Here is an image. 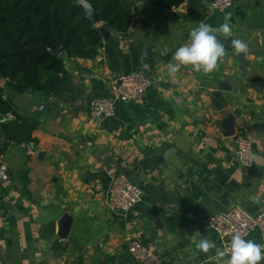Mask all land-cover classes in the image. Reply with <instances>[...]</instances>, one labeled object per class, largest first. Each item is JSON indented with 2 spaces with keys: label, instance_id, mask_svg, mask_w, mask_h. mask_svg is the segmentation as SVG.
Masks as SVG:
<instances>
[{
  "label": "crops",
  "instance_id": "obj_1",
  "mask_svg": "<svg viewBox=\"0 0 264 264\" xmlns=\"http://www.w3.org/2000/svg\"><path fill=\"white\" fill-rule=\"evenodd\" d=\"M211 1L184 0L173 9L136 2L129 30H109L97 57L65 58L71 79L64 90H7L17 110L39 124L35 142L18 144L3 136L0 121L8 175L0 179L4 264H140L129 238L153 248L157 264H223L215 250L195 247L205 236L222 250L208 218L235 205L252 214L264 209V0H235L226 11ZM225 13L232 35L219 37L227 55L218 70L205 75L188 66L170 76L167 64L190 31L201 21L219 26ZM231 39L244 41L248 54H235ZM140 71L162 79L142 102L118 101L114 115L90 121L92 97L108 94L114 77ZM230 117L234 133L242 130L253 142L250 168L227 134ZM110 165L144 191L128 211L108 205ZM66 215L72 225L61 238ZM250 238L264 240V231Z\"/></svg>",
  "mask_w": 264,
  "mask_h": 264
},
{
  "label": "trees",
  "instance_id": "obj_2",
  "mask_svg": "<svg viewBox=\"0 0 264 264\" xmlns=\"http://www.w3.org/2000/svg\"><path fill=\"white\" fill-rule=\"evenodd\" d=\"M82 1L0 0V115L5 118L1 131L7 140L35 142L33 131L39 124L37 118L17 110L7 96L8 89L19 93L29 87L43 93L64 90L71 79L65 58L97 57L103 45L101 27L126 32L138 11L136 0H86L101 12L98 25L87 17ZM152 1L160 8L173 9L184 0ZM59 48L61 54L52 52Z\"/></svg>",
  "mask_w": 264,
  "mask_h": 264
},
{
  "label": "built area",
  "instance_id": "obj_3",
  "mask_svg": "<svg viewBox=\"0 0 264 264\" xmlns=\"http://www.w3.org/2000/svg\"><path fill=\"white\" fill-rule=\"evenodd\" d=\"M235 0H212V8L226 11L234 6ZM160 74H146L144 72H129L114 77L110 83L109 93L93 96L90 101L89 118L96 120L103 116H112L116 113V103H140L145 99L147 91L154 82L160 81ZM13 117L12 114L8 115ZM236 154L240 163L250 168L255 164V153L251 138L242 130H236L234 135ZM29 153H33L28 148ZM109 176L107 191L108 205L115 212L128 211L143 199L144 191L139 185L130 182V177L115 166H106ZM6 167L0 157V179H7ZM208 224L219 235L222 250L230 245L231 236L240 232L245 239L255 230L264 231V209L252 214L240 205L214 213L208 218ZM254 240V239H251ZM256 243L264 245L263 239H255ZM128 247L132 255L140 264H157L159 257L155 250L143 243L140 239L129 238ZM264 252V249H262ZM0 264H4L0 256Z\"/></svg>",
  "mask_w": 264,
  "mask_h": 264
},
{
  "label": "clouds",
  "instance_id": "obj_4",
  "mask_svg": "<svg viewBox=\"0 0 264 264\" xmlns=\"http://www.w3.org/2000/svg\"><path fill=\"white\" fill-rule=\"evenodd\" d=\"M232 35L231 13H225L223 23L217 27L201 21L197 27L189 33L188 42L176 49L172 61L167 64L170 76L175 75L181 67L190 66L197 73L210 74L219 68V61L227 55L225 44L220 38ZM231 48L235 54L247 55L248 45L240 39H231ZM146 54V53H145ZM145 68L148 65H144ZM250 199L259 204L260 197L251 196ZM195 247L205 253L215 250V256L223 264H260L264 260V245L254 240L245 239L240 232L231 236L228 248L221 250L217 248L215 241L201 236L195 241ZM228 257L226 260L225 257Z\"/></svg>",
  "mask_w": 264,
  "mask_h": 264
},
{
  "label": "water",
  "instance_id": "obj_5",
  "mask_svg": "<svg viewBox=\"0 0 264 264\" xmlns=\"http://www.w3.org/2000/svg\"><path fill=\"white\" fill-rule=\"evenodd\" d=\"M143 0H136V2H141ZM84 7H85V10H86V13H87V17L89 18V20H91L92 22L94 23H100L101 20H102V16H101V12L96 10L93 5L84 0L82 1ZM101 32L104 36V38H109L110 36V31L109 29L103 27L101 28ZM62 48H59L57 50H52V52L54 54H61L62 53ZM3 79V75L2 73L0 72V81ZM33 88V87H32ZM232 117L229 118V121H228V130H227V134L231 135V134H234V128H233V124H232ZM3 120V116L0 115V121ZM32 148L34 150H37V146L36 145H32ZM130 182L133 183V184H138V180L137 178H134V177H130ZM71 225H72V217L70 215H66L65 218H64V226L62 227L61 229V232H60V236L61 238H67L68 237V233L70 231V228H71ZM175 264H187V261H184V262H175Z\"/></svg>",
  "mask_w": 264,
  "mask_h": 264
}]
</instances>
